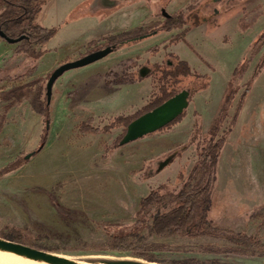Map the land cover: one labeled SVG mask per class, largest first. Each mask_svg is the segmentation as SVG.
<instances>
[{
  "label": "rangeland",
  "instance_id": "1",
  "mask_svg": "<svg viewBox=\"0 0 264 264\" xmlns=\"http://www.w3.org/2000/svg\"><path fill=\"white\" fill-rule=\"evenodd\" d=\"M191 1L152 0L150 8L145 0H105V3L103 0H49L36 21L59 31L46 46L50 50L46 55L51 53V57L45 64V55L37 72L26 82L46 77L61 65L86 55L92 41L102 44L107 36L161 21L163 18L157 14L163 10L174 14ZM242 2L228 4L221 12L217 10L213 16L216 21H203L190 31L188 43L169 48L168 52L176 53L201 73H210L206 64L216 69L210 88L194 97L192 92L188 115L170 133H155L122 146L107 159H103L104 147L112 144L119 132L96 135L94 140L100 146H67L87 140V135H80L78 127L88 118L93 117L99 125L111 116L132 113L145 104L152 90L153 74L147 61H171L165 58V53L153 57L148 50L176 33L150 38L59 78L53 88L48 142L29 161L25 157L40 148L47 122L33 111L28 101L14 107L0 134V168L22 153L26 165L0 178V235L6 227H16L32 234L33 242L43 250L83 262L105 255L146 261L128 253L98 254L82 248L106 243L105 224H133L142 198L152 188L167 184L173 191L182 189L198 158L195 145L188 148L195 123L194 111L201 114L206 134L217 113L219 95L223 96L237 65L251 56L252 44L264 29V0ZM246 23L252 25L245 31ZM137 56H141L139 64L152 69L148 78L134 84L105 85L104 75L111 71L125 72L129 69L126 62L134 61ZM259 57L251 62L240 84L251 78ZM11 59L1 68L12 74L23 60ZM15 85L0 83V92ZM4 104L0 102V112ZM184 146H187L185 151L155 174L158 161ZM152 170L154 173L149 176ZM181 173L183 181L179 179ZM216 176L211 225L259 237L264 243V212L253 215L264 204V68L254 81L238 123L219 155ZM143 236L142 244L160 243L172 248L171 252L157 255V264H172L186 258L214 259L192 250L203 244L227 246L225 241L209 237L158 239L148 230ZM222 261L264 264V259L224 258Z\"/></svg>",
  "mask_w": 264,
  "mask_h": 264
},
{
  "label": "trees",
  "instance_id": "2",
  "mask_svg": "<svg viewBox=\"0 0 264 264\" xmlns=\"http://www.w3.org/2000/svg\"><path fill=\"white\" fill-rule=\"evenodd\" d=\"M145 1L151 8L152 0ZM168 1L171 2L172 0ZM48 2L49 0H0V32L3 31L7 38L12 40L24 37L21 42L17 43L18 46L11 59L23 60L22 64L17 65V71L11 74L7 72L6 68H0V83L17 84L0 92V102L5 103L0 112V134L5 129L11 110L25 101L29 102L33 111L41 116L45 122L52 121V108L47 105V83L52 73L46 77H39L26 82L37 72L42 58L50 52L46 46L59 31V28H47L36 21L38 14ZM202 4V0H192L185 8L180 9L170 17L163 18L161 21L152 22L117 35L107 36L103 39L102 44H99L98 40L88 44L86 54L106 47H115L114 52L116 53L136 47L150 38L160 37L166 33H176L162 44L148 50L153 57L165 53V58L172 59L173 66H169L167 60L152 63L147 61L153 68V74L150 77L152 90L144 105L132 113L111 116L105 123L99 125L95 123L93 117L79 124L78 130L82 136L120 133L112 144L105 145L103 159H107L111 153L120 148L119 142L134 120L159 107L184 89L190 88L194 97L198 92L210 88L212 79L210 74L200 73L176 53L168 52L172 46L188 43L187 36L191 31L188 18L191 14L194 15L195 10ZM251 25V23H246L243 29L246 31ZM0 40L7 42V39L1 36ZM251 49V56L246 57L237 65L227 82L217 113L206 134L203 132L201 114L197 110L194 111L195 123L188 148L195 145L198 158L182 189L173 191L167 184L152 188L149 194L142 198L136 221L133 224H105L103 230L107 235L106 243L85 245L82 248L84 251L98 254L128 253L149 262H158L157 255L171 252L172 248L160 243L142 244L143 233L148 230L150 235L158 239L177 236L209 237L227 243V246L224 247L203 244L192 250L193 253L214 256V259L201 261L197 258H186L175 260L172 264H233L224 262L222 259H264V243L259 237L213 227L210 219L213 195L216 189L219 155L238 123L254 81L264 68V29L254 40ZM258 55L260 57L251 78L246 83L240 84L239 82L246 75L251 62ZM140 59L141 56H137L134 61L131 60L132 64H129L131 61L128 60L126 63H128L129 69L123 73L108 72L103 76L105 85L112 87L142 82L144 79L138 73L142 66L139 64ZM208 65L211 67L210 64ZM193 97L190 102H192ZM187 115L188 111L155 133L174 131L175 127ZM49 135L50 130L45 126L40 138V146L47 144ZM40 151L41 149L38 148L32 152V157H35ZM24 157L25 154L22 153L0 168V178L12 175L22 169L26 165ZM179 179L184 180L183 173L180 174ZM162 208L168 210L162 211ZM154 210L156 213L153 215ZM263 212L264 204L258 206L253 215L258 216ZM0 237L43 250L41 246L33 242L34 236L32 234L16 227H6L1 232Z\"/></svg>",
  "mask_w": 264,
  "mask_h": 264
},
{
  "label": "water",
  "instance_id": "3",
  "mask_svg": "<svg viewBox=\"0 0 264 264\" xmlns=\"http://www.w3.org/2000/svg\"><path fill=\"white\" fill-rule=\"evenodd\" d=\"M229 1V6L243 3V0ZM164 16H168V13L166 11L164 12ZM0 36L4 39H7V42L10 44H17L24 39V37L19 38L18 40L9 39L3 31L0 32ZM114 50L115 47H106L99 51L86 54L75 61L67 62L55 69L47 83L48 107L51 106L53 88L59 78H61L66 72L82 69L105 59L106 57L114 53ZM151 73L152 69L149 66L145 65L141 67L139 76L143 79H146L151 75ZM191 97L192 90L184 89L159 107L134 120L128 126L125 135L119 142V146L122 147L144 137H147L175 121L188 110ZM46 128H50V121H47ZM43 147L44 145L42 144L40 146V149L42 150ZM186 148L187 146H184L181 150L173 152L164 160L158 161L155 174H159L160 172H162L178 157L179 153L185 151ZM31 158L32 153L28 154L25 157V160L29 161ZM153 173L154 172L152 170L148 175L151 176ZM0 257H15L34 262L36 264H157L155 262L143 261L131 257L122 258L113 256L114 258H107L108 256L106 255L93 258L91 260H88L87 262H83L45 250L37 249L26 244L14 242L2 237H0Z\"/></svg>",
  "mask_w": 264,
  "mask_h": 264
},
{
  "label": "flooded vegetation",
  "instance_id": "4",
  "mask_svg": "<svg viewBox=\"0 0 264 264\" xmlns=\"http://www.w3.org/2000/svg\"><path fill=\"white\" fill-rule=\"evenodd\" d=\"M103 1L105 2V0H103ZM223 2H225V4H223ZM190 3H188V4H190ZM202 3L203 4L198 9L195 10L194 15L191 14L188 18L189 26L191 27V31L193 28L198 27L200 25V23H202L203 21L207 22V23H208V21H214V20L216 21V19H213L214 18L213 16H215L216 11L220 10V12H221V8L222 7L224 8L225 6L228 7V3H230V1L229 0H218V1L214 2L212 0H202ZM185 7H183V8H185ZM165 11L166 10H163L161 14H157V15L161 16L162 18L170 17L172 15L171 13L166 11L168 13V16H164ZM167 62H168L169 66H173L172 59H171V61L167 60ZM206 65L208 66V69L210 71V73L209 72H206V73L210 74L211 78H212L216 69L211 64H210L211 67L208 64H206ZM141 67L139 68V71H140ZM202 74H205V73H202ZM211 82H212V79H211ZM217 110H218V108H217Z\"/></svg>",
  "mask_w": 264,
  "mask_h": 264
},
{
  "label": "crops",
  "instance_id": "5",
  "mask_svg": "<svg viewBox=\"0 0 264 264\" xmlns=\"http://www.w3.org/2000/svg\"><path fill=\"white\" fill-rule=\"evenodd\" d=\"M16 47H17L16 45H13V44H10L8 42H4V41L0 40V68L3 67L12 58V56L14 54V50L16 49ZM50 54H48L44 57V63L45 64H46L45 61L47 60V58L51 57ZM41 63H43V60ZM221 94L219 95L220 100L222 97ZM95 137L96 136L87 135L86 136L87 140L85 142H82V143L79 142V143L70 144L67 146H100V144L98 142H95V140H94Z\"/></svg>",
  "mask_w": 264,
  "mask_h": 264
},
{
  "label": "bare ground",
  "instance_id": "6",
  "mask_svg": "<svg viewBox=\"0 0 264 264\" xmlns=\"http://www.w3.org/2000/svg\"><path fill=\"white\" fill-rule=\"evenodd\" d=\"M107 258H114V257L108 256ZM122 258H126V257H122ZM0 264H36V263L15 257H0Z\"/></svg>",
  "mask_w": 264,
  "mask_h": 264
}]
</instances>
